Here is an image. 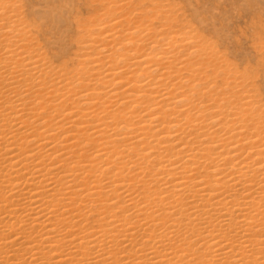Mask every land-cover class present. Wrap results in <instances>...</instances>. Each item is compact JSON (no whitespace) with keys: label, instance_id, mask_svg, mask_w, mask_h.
I'll use <instances>...</instances> for the list:
<instances>
[{"label":"bare ground","instance_id":"1","mask_svg":"<svg viewBox=\"0 0 264 264\" xmlns=\"http://www.w3.org/2000/svg\"><path fill=\"white\" fill-rule=\"evenodd\" d=\"M24 7L0 0V264H264L258 73L108 4L55 67Z\"/></svg>","mask_w":264,"mask_h":264},{"label":"rangeland","instance_id":"2","mask_svg":"<svg viewBox=\"0 0 264 264\" xmlns=\"http://www.w3.org/2000/svg\"><path fill=\"white\" fill-rule=\"evenodd\" d=\"M23 1L28 20L40 29L32 45L45 53L52 66L67 63L70 70L75 66L87 44L79 33L83 21L102 13L108 4L115 9L109 12V19L119 22L124 31L151 25V38L159 33L158 38L186 33L211 46L238 71H256L257 93L264 99V0ZM197 78H201L196 83L202 88L212 85L211 80Z\"/></svg>","mask_w":264,"mask_h":264}]
</instances>
